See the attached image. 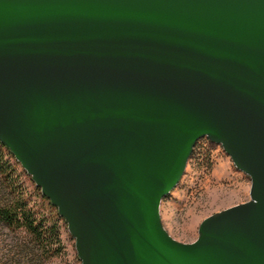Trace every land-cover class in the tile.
<instances>
[{
  "label": "water",
  "instance_id": "water-1",
  "mask_svg": "<svg viewBox=\"0 0 264 264\" xmlns=\"http://www.w3.org/2000/svg\"><path fill=\"white\" fill-rule=\"evenodd\" d=\"M204 138L250 200L183 243L162 203ZM0 143L81 264H264V0H0Z\"/></svg>",
  "mask_w": 264,
  "mask_h": 264
},
{
  "label": "rangeland",
  "instance_id": "rangeland-1",
  "mask_svg": "<svg viewBox=\"0 0 264 264\" xmlns=\"http://www.w3.org/2000/svg\"><path fill=\"white\" fill-rule=\"evenodd\" d=\"M0 264H81L75 240L56 208L22 165L0 144ZM251 179L240 172L223 148L201 139L179 185L162 203V220L178 241L193 243L203 221L250 200ZM5 209L21 213L16 224L2 217ZM29 221V222H28ZM43 236L30 232L28 223ZM21 223V225L19 224Z\"/></svg>",
  "mask_w": 264,
  "mask_h": 264
},
{
  "label": "trees",
  "instance_id": "trees-1",
  "mask_svg": "<svg viewBox=\"0 0 264 264\" xmlns=\"http://www.w3.org/2000/svg\"><path fill=\"white\" fill-rule=\"evenodd\" d=\"M2 146H4L6 149H8L5 145H3L2 143H0ZM8 151L11 153V151L8 149ZM11 155L15 158V156L11 153ZM16 159V158H15ZM4 166L3 165H1L0 166V172H4ZM39 190H41L40 188H39ZM44 197V199L45 200H47L49 203H50V205L51 206H53L52 205V203L50 202V200L47 198V197H45V196H43ZM54 207V206H53ZM54 208H56V207H54ZM57 209V208H56ZM57 211H58V209H57ZM21 215V213H19L17 210H11V209H5V210H3L2 211V217L5 219V221L9 224V225H13V224H16V222H17V218L15 217V216H20ZM58 216L60 217V215H59V213H58ZM61 218V217H60ZM64 222H65V220L63 219V218H61ZM29 222V221H28ZM66 223V222H65ZM20 225H21V223H19ZM28 228H29V230H30V232H32V233H34V234H36L38 237L40 236V237H42L43 236V234H42V231H40V227H36V226H34V222H32V221H30V223H28ZM79 258V257H78Z\"/></svg>",
  "mask_w": 264,
  "mask_h": 264
},
{
  "label": "flooded vegetation",
  "instance_id": "flooded-vegetation-1",
  "mask_svg": "<svg viewBox=\"0 0 264 264\" xmlns=\"http://www.w3.org/2000/svg\"><path fill=\"white\" fill-rule=\"evenodd\" d=\"M204 139H206V138H204Z\"/></svg>",
  "mask_w": 264,
  "mask_h": 264
}]
</instances>
